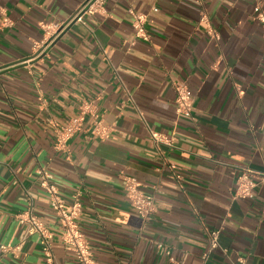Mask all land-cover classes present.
I'll return each instance as SVG.
<instances>
[{
	"label": "crops",
	"instance_id": "1",
	"mask_svg": "<svg viewBox=\"0 0 264 264\" xmlns=\"http://www.w3.org/2000/svg\"><path fill=\"white\" fill-rule=\"evenodd\" d=\"M86 1L0 0V264H48L17 218L29 208L53 234L52 264H79L41 168L80 204L96 264H264V0H104L75 22ZM176 83L195 99L192 117L176 112ZM94 117L107 138L92 134ZM68 124L82 130L59 146ZM245 171L260 179L240 198ZM126 176L155 196L147 223Z\"/></svg>",
	"mask_w": 264,
	"mask_h": 264
},
{
	"label": "built area",
	"instance_id": "2",
	"mask_svg": "<svg viewBox=\"0 0 264 264\" xmlns=\"http://www.w3.org/2000/svg\"><path fill=\"white\" fill-rule=\"evenodd\" d=\"M104 0H87L77 11L74 21L82 22L86 15H94L103 9ZM133 18V29L135 36L144 41L150 40V34L146 28V18L143 14L136 13L134 10L130 11ZM257 19L264 25V13H260ZM201 21H205V16H202ZM176 93V112L179 116L192 117L194 110L195 99L192 96L188 85L186 83H176L174 85ZM91 132L94 136L100 138H107L108 132L104 127L102 119L94 117L92 121ZM59 135L58 144L64 146L66 140L82 130L80 125L68 124L64 127ZM151 138L156 143H163V136L157 132L150 131ZM40 179V187L44 193L49 197L51 207L60 220L61 240L66 251L75 255L79 264H96L93 256L91 246L81 231L78 218L80 213V204L75 202L72 207H69L60 195V190L54 181V175L46 168H41L38 171ZM250 176L257 178L256 173L252 171H245L239 178L237 196L240 198H247L251 196L253 189L257 186V182L253 181ZM260 179V178H257ZM124 193L127 197L130 207L147 223L156 213L155 196L148 194L142 190V185L133 177H124L123 183ZM21 225L27 228L30 236H37L42 247L43 255L48 262L52 264L54 260L52 250L53 234L47 229L46 225L33 211L29 208L23 214L17 216ZM219 231L210 234V249L205 255L208 258L209 253L219 247ZM5 251L10 249L9 245L3 247ZM161 253L170 256V251L165 250L161 245H158ZM174 264H176L174 262ZM239 264H246L240 261Z\"/></svg>",
	"mask_w": 264,
	"mask_h": 264
}]
</instances>
